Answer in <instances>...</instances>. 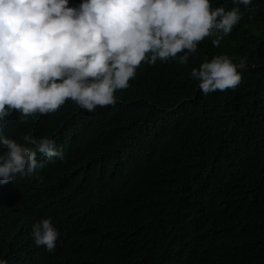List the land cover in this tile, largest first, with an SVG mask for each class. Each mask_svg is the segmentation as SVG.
I'll return each instance as SVG.
<instances>
[{"label":"trees","instance_id":"trees-1","mask_svg":"<svg viewBox=\"0 0 264 264\" xmlns=\"http://www.w3.org/2000/svg\"><path fill=\"white\" fill-rule=\"evenodd\" d=\"M239 8L220 47L210 37L188 66L144 64L114 107L87 112L67 101L26 123L17 112L6 118L5 136L33 151L23 135L53 139L64 159L37 151L43 182L0 185V260L264 264V0ZM218 54L246 57L247 67L235 90L205 96L190 71ZM47 218L60 233L52 253L32 237Z\"/></svg>","mask_w":264,"mask_h":264},{"label":"clouds","instance_id":"clouds-1","mask_svg":"<svg viewBox=\"0 0 264 264\" xmlns=\"http://www.w3.org/2000/svg\"><path fill=\"white\" fill-rule=\"evenodd\" d=\"M252 2L233 0L226 10L210 0H81L76 6L70 0H0V185L17 176L43 182L37 151L48 161L64 159L53 139L23 135L33 151L5 136L12 112L26 123L56 113L67 101L87 112L114 107L115 93L127 90L144 64L188 66L210 37L220 47L242 19L239 5ZM246 67V57L218 54L191 68L190 77L207 96L235 90ZM59 236L51 218L33 225L35 245L49 253Z\"/></svg>","mask_w":264,"mask_h":264}]
</instances>
